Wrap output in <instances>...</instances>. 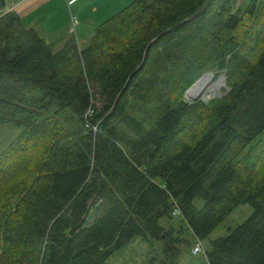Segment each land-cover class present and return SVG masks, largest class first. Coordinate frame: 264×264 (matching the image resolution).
Returning <instances> with one entry per match:
<instances>
[{"label":"trees","instance_id":"16d2710c","mask_svg":"<svg viewBox=\"0 0 264 264\" xmlns=\"http://www.w3.org/2000/svg\"><path fill=\"white\" fill-rule=\"evenodd\" d=\"M208 71L227 89L189 101ZM0 122L21 129L0 153V264H105L140 236L165 264L185 239L161 219L202 241L247 203L205 255L264 264V0H133L58 51L5 12Z\"/></svg>","mask_w":264,"mask_h":264},{"label":"crops","instance_id":"0c3cea01","mask_svg":"<svg viewBox=\"0 0 264 264\" xmlns=\"http://www.w3.org/2000/svg\"><path fill=\"white\" fill-rule=\"evenodd\" d=\"M128 1L5 0L0 15L15 11L27 28H34L58 51L71 35L76 36L81 47L86 46L96 27L126 7Z\"/></svg>","mask_w":264,"mask_h":264},{"label":"rangeland","instance_id":"374dc122","mask_svg":"<svg viewBox=\"0 0 264 264\" xmlns=\"http://www.w3.org/2000/svg\"><path fill=\"white\" fill-rule=\"evenodd\" d=\"M132 1L133 0H129L126 4H129ZM238 1L241 2V0ZM208 74H211L214 80L223 77V74L217 75L212 71L205 72L200 75V77L190 86L187 91L189 92V90L195 85L197 81H199L204 75ZM223 78L224 85L221 87L220 93H223L224 90L227 89L225 79L226 77ZM187 91L185 94L186 98L189 101L193 100L188 97ZM216 96H218V94L211 95L210 97H199V99L208 101ZM20 131L21 129L14 122H0V153H2L8 147V145L16 138ZM254 142H262L264 144V132L259 135ZM3 198V196H0V202ZM194 203L198 208H201L204 204V200L197 198ZM252 212L253 207L248 203L241 204L235 208L233 212H231V214H229L223 220V222L213 230L207 239L201 241L204 247V252L196 255L192 253V248L198 240L188 224L178 216L174 217L172 220L166 218L161 219V224L163 226H167L168 223H172L176 228V234L185 239V242L180 247L181 253L178 258H176L173 262L169 261L165 264H209L205 255V251L210 248L211 241L220 236L227 235L229 228L235 227L244 222L252 214ZM163 248V244L158 240H148L141 236L136 237L127 247L117 251L112 257H110L105 264H163L165 259Z\"/></svg>","mask_w":264,"mask_h":264},{"label":"bare ground","instance_id":"6f19581e","mask_svg":"<svg viewBox=\"0 0 264 264\" xmlns=\"http://www.w3.org/2000/svg\"><path fill=\"white\" fill-rule=\"evenodd\" d=\"M224 85V78H213L211 74L204 75L195 85L189 90L188 97L191 99L199 97H210L211 95L220 94L221 87Z\"/></svg>","mask_w":264,"mask_h":264},{"label":"built area","instance_id":"2783aa9c","mask_svg":"<svg viewBox=\"0 0 264 264\" xmlns=\"http://www.w3.org/2000/svg\"><path fill=\"white\" fill-rule=\"evenodd\" d=\"M174 214L178 215V214H180V211L178 209H175ZM202 252H204V247L202 245V242L200 240H198L192 248V253L196 255V254H199Z\"/></svg>","mask_w":264,"mask_h":264},{"label":"water","instance_id":"95a60500","mask_svg":"<svg viewBox=\"0 0 264 264\" xmlns=\"http://www.w3.org/2000/svg\"><path fill=\"white\" fill-rule=\"evenodd\" d=\"M222 76L225 77V74H223ZM187 94H188V91H187ZM222 94L223 93H220V94H218V96H221ZM198 100H199V98H195V99L191 100V102H196Z\"/></svg>","mask_w":264,"mask_h":264}]
</instances>
